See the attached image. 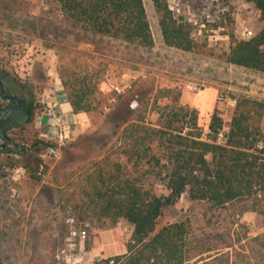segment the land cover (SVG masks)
Instances as JSON below:
<instances>
[{"label": "trees", "instance_id": "obj_1", "mask_svg": "<svg viewBox=\"0 0 264 264\" xmlns=\"http://www.w3.org/2000/svg\"><path fill=\"white\" fill-rule=\"evenodd\" d=\"M52 1L58 6L62 22L73 31L146 49L155 47L144 0ZM169 1L153 0L165 45L195 52L199 44L193 23L176 15ZM246 1L259 10L262 28L249 39L231 33L225 61L264 73V0ZM227 21L234 22L230 13L214 26H225ZM39 75L47 79L44 72ZM0 78L8 93L21 99V106L0 121L8 135L7 148L0 154V171L8 176L22 168L34 181L42 182L50 169L44 154L60 145L41 136L34 127L46 105L21 77L0 69ZM87 78L75 79L68 91L75 113L96 110L91 96L97 89ZM64 85L69 87L67 81ZM27 89L30 97L25 93ZM181 95L163 108L155 104L160 115L152 121L145 100L139 96L125 99L120 94L119 105L112 106L106 115L107 124L118 136L117 148L97 156L88 167L79 168L76 179L66 178V186L56 189L61 207L71 210L69 218L83 226L95 225L102 232L122 219L132 225L128 252L95 264H111V260L114 264H186L190 259V223L178 221L159 228L164 210L174 207L183 193L217 210L250 202L254 212L264 215V100L239 97L228 128L216 111L210 132L206 133L199 122V111L182 104ZM10 107L0 91V113ZM221 132L224 138L220 140ZM74 159L68 157V161ZM68 161L62 162V167ZM150 176L159 178L168 194H158L148 182ZM55 182L59 183L57 176ZM91 236L84 245L86 252L94 248L95 236Z\"/></svg>", "mask_w": 264, "mask_h": 264}, {"label": "rangeland", "instance_id": "obj_2", "mask_svg": "<svg viewBox=\"0 0 264 264\" xmlns=\"http://www.w3.org/2000/svg\"><path fill=\"white\" fill-rule=\"evenodd\" d=\"M144 2L155 37L153 49L73 31L62 22L58 6L52 0H0V69L21 77L40 96V87L44 90L52 85L39 75L48 67V57H44L43 51L55 46L57 71L68 83L67 92L75 79L83 81L86 77L97 89L91 96L96 110L84 115L78 123H69L66 140H54L60 144L59 156L51 157L45 152L50 169L42 182L34 181L22 168H17L22 169L17 180L13 179V173L4 176L0 171V264H67L63 251L69 250L72 230H86L87 241L92 234L96 245L103 231L98 232L95 225L72 222L71 210L61 207L56 189L66 186L64 179H76L79 168L88 167L97 156L117 148L118 136L107 124L106 115L112 106L119 105V94L104 90V82L114 80L124 87L125 99L139 96L145 100L152 121L160 115L155 104L161 108L172 104L179 94H184L186 85L194 81L204 86L202 93L192 94L194 97H202L213 89L216 102L221 94L264 100V73L225 61L231 33L239 39H248L245 31L255 35L261 30L260 12L254 4L246 0H170L169 4L179 6L180 15L195 27L199 48L184 52L165 45L153 0ZM204 10L210 12V19L204 16ZM225 13H230L234 22L227 21L225 26L216 28L214 25ZM37 36L41 47L28 48ZM28 65L30 75L23 69ZM25 93L30 97V89ZM200 123L203 128L206 126ZM68 157L75 159L68 161ZM64 161H68L65 168ZM55 176L59 183L55 182ZM148 182L158 194H168L159 178L150 176ZM184 194L183 200L179 198L174 207L164 210L159 228L178 221L190 223L187 248L190 259L186 264H264V215L254 212L252 203L217 210ZM116 228L127 246L132 225L122 219L105 231ZM91 252L85 251V264L109 258H96Z\"/></svg>", "mask_w": 264, "mask_h": 264}, {"label": "crops", "instance_id": "obj_3", "mask_svg": "<svg viewBox=\"0 0 264 264\" xmlns=\"http://www.w3.org/2000/svg\"><path fill=\"white\" fill-rule=\"evenodd\" d=\"M52 37L54 40H56L55 36H49ZM40 37L37 36L33 40V46H30L28 44V48L35 47L36 45L41 47L40 45ZM44 57H48V67L46 69H42V72H44L45 76L49 81L52 82V85L48 88H45L40 96L42 99L43 104L46 106L48 104H57L58 109L63 112L64 115V124L67 128V125L78 123L84 115H88L87 112H81V113H75L73 110V107L71 105V102L68 97L67 89L64 85V81L60 77L57 71V65H58V55L56 52L55 46L51 47L49 46L47 50L43 51ZM30 66L28 65L27 69L23 68L24 70H27L30 75L32 71L30 70ZM29 68V69H28ZM20 73V71H18ZM24 75H26V71H22ZM127 75V74H125ZM34 79H36L35 75L33 76ZM108 82H114L108 81ZM108 82H104V90L107 88ZM195 82V81H194ZM184 94L181 96V103L184 105H187L191 108H195L199 111L200 119L199 122H204L206 126H204L205 132L209 133L210 129V123L212 116L216 111L219 112V114L224 118L228 119V121H225L226 128L229 126L231 120H232V113L233 110L228 107L227 104H220L216 102L215 95L213 94V89H209L205 95L202 97H194L192 92H189L185 88ZM203 92V91H202ZM201 92V93H202ZM199 94V93H198ZM41 114V113H40ZM36 117V121L34 123V127L40 132V135L49 139H51V134L48 133V130L44 126H40L38 123V117ZM201 124V123H200ZM203 126V125H201ZM54 141V140H53ZM128 252L127 246L122 241V236L120 234V230L118 228L110 230V231H103L101 235L99 236L96 245L94 246L92 250V256L96 258H106V257H114L117 255L126 254ZM218 258V256L210 258V262Z\"/></svg>", "mask_w": 264, "mask_h": 264}, {"label": "built area", "instance_id": "obj_4", "mask_svg": "<svg viewBox=\"0 0 264 264\" xmlns=\"http://www.w3.org/2000/svg\"><path fill=\"white\" fill-rule=\"evenodd\" d=\"M170 8L176 15L181 14V8L179 6L170 5ZM204 16L207 19L211 18V14L208 10H204ZM202 26L206 27L205 24H203ZM244 35L247 36L248 39L254 36V34L248 30L244 32ZM107 88L110 91L116 94H119V95L125 92L124 87L117 84L116 82H108ZM186 89L189 92L198 94L204 90V86L199 82H190L186 85ZM217 100H218V103L220 104H227L228 107L232 110H234L238 105V98L230 96L228 94L219 95ZM38 123L40 126H44L48 130V133L51 134L52 136L51 137L52 140L62 142L68 138V135L66 133V126L64 124V115H63V112L58 109L57 104H54V103L48 104L46 106L45 111L39 115ZM263 129H264V122H263ZM219 138L220 140L224 138L223 132L219 134ZM263 146L264 145H261V147ZM47 154L51 157H58L59 149L57 147L49 148V150L47 151ZM21 171L22 169H16L12 172L14 180H17L20 177ZM184 198H185V194L183 193L180 196V199L183 200ZM70 220H72V222L75 221L74 219H70ZM71 235H72V241L69 244V250L65 249L63 251L64 261L67 264H85L86 256H85V251L82 250V246H84L85 243L87 242V231L86 230H82V231L72 230ZM77 237L79 241H76ZM73 251L74 252L76 251V254L71 253ZM110 263L114 264V260H111Z\"/></svg>", "mask_w": 264, "mask_h": 264}, {"label": "water", "instance_id": "obj_5", "mask_svg": "<svg viewBox=\"0 0 264 264\" xmlns=\"http://www.w3.org/2000/svg\"><path fill=\"white\" fill-rule=\"evenodd\" d=\"M0 91H1L2 97L6 101H8L12 104L10 109L4 110L0 113V121H1L2 118L10 116L13 113V111L17 108V106H21V99L17 98L14 95H10L7 92L5 83L1 78H0ZM7 140H8L7 133L0 126V154L3 153L5 151V149L7 148Z\"/></svg>", "mask_w": 264, "mask_h": 264}, {"label": "flooded vegetation", "instance_id": "obj_6", "mask_svg": "<svg viewBox=\"0 0 264 264\" xmlns=\"http://www.w3.org/2000/svg\"><path fill=\"white\" fill-rule=\"evenodd\" d=\"M11 106H12V104H11Z\"/></svg>", "mask_w": 264, "mask_h": 264}]
</instances>
